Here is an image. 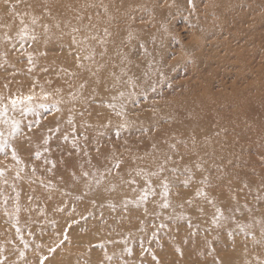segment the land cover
Listing matches in <instances>:
<instances>
[{
	"label": "rangeland",
	"instance_id": "1",
	"mask_svg": "<svg viewBox=\"0 0 264 264\" xmlns=\"http://www.w3.org/2000/svg\"><path fill=\"white\" fill-rule=\"evenodd\" d=\"M194 3L195 11L187 0H60L51 10V0H0V34L8 30L0 35V93L43 91L49 105L60 101L59 111L37 108L39 116L9 113L40 123L24 129L30 139L15 141L23 164L0 153L2 264L45 257L43 264H264V201L256 199L264 195V0ZM33 17L45 31L67 28L73 17L79 31L41 43L31 39ZM9 27H28V35L7 43ZM105 28L124 33L118 49L127 60L112 69L98 43ZM76 33L89 37L87 45L73 43ZM93 50V60L78 67L76 56ZM114 157L123 163L106 173ZM162 163L165 170L150 178L156 195L126 204L145 187L136 169ZM165 177L168 208L161 207ZM204 178L226 217L219 227L215 208L195 196ZM232 217L251 225L247 234Z\"/></svg>",
	"mask_w": 264,
	"mask_h": 264
},
{
	"label": "snow or ice",
	"instance_id": "2",
	"mask_svg": "<svg viewBox=\"0 0 264 264\" xmlns=\"http://www.w3.org/2000/svg\"><path fill=\"white\" fill-rule=\"evenodd\" d=\"M187 3L189 4V6L192 8L193 11H195V3L194 0H187ZM104 11H107V8L104 9ZM89 19H91V17H89ZM31 23L33 25H35L37 23V19L35 17L32 18ZM79 31V29L73 28V32H77ZM104 35L108 36L110 35V33L108 32V29L105 28L104 30ZM21 38L25 37L28 35L27 29L25 27V29H23L20 33ZM31 39L35 40V36L33 35L31 37ZM89 37L85 36L82 40V42L87 45V41H88ZM90 39L92 40H96L97 37L95 35L91 36ZM73 43L76 44L78 43V41L76 40L75 37H73ZM98 43L103 44L105 43L104 40H99ZM81 51H84V49H81ZM95 56V52L93 51H88L86 52L85 55H83V57H81L79 54L76 56V60H77V66L80 68H84V64L81 62L82 60L84 61H92L93 58ZM29 62L31 63V58H29ZM89 71H91V69H88ZM5 88H7V84H5L4 86ZM84 85H81V88H83ZM60 90L57 89V92H59ZM121 96H123V93L120 94ZM49 94L46 92H41V94H39V96L35 93V91H30L29 94L24 95V94H19V95H12V96H4L2 93H0V125L6 126V128H0V153L4 154L5 157L7 158L8 155L10 154V157L13 161H15V163L17 165H21L23 164V161L19 155L18 149L15 145V141L16 140H20V139H30V137H27L25 135V131L24 129L27 128V130L29 132L32 131V129L34 127L39 126V119L33 121V122H29L28 124H24L22 119H17L15 115L10 116L9 113H19V116L21 118L27 116L28 114H33L36 116H39V113L37 112V108L39 109H45V110H51V109H55L56 111H59V103L60 101H56L54 103H52L51 105H49L48 103H46L47 99H48ZM72 98L75 99V95H72ZM118 116L124 117L125 113L124 112H117ZM110 123V122H109ZM120 129H127L128 128V122L127 120H124V122L122 124L119 125ZM58 131V129H57ZM117 135H119V131L117 132ZM65 139H67V137H65ZM43 143L45 145H47L49 143V138H45ZM75 146V145H74ZM153 147L155 148V145H153ZM172 148H175V145L171 146ZM44 151H48V148H45ZM97 151L99 152V149H97ZM42 153L40 151H36L35 152V158L36 159H40ZM115 159V163L113 164L112 168H107L105 169L106 173H111L113 171V169H117L119 170L121 167V164L123 163V161L119 158V157H114ZM171 157H165V161L164 163H167L168 160H170ZM47 163H51L52 167H55V161H46ZM89 163H91V161H89ZM164 163L157 165V170L156 171H146L143 168H137L136 169V175L137 176H142L145 178V187L143 189L140 190V195L137 197L136 200L134 201H126L127 203H134L137 206H140L141 204H146L148 202V198L150 195L155 196L156 195V190L155 188L152 186V182H151V177H158L160 175V173H162L165 168H164ZM197 170H201L202 171V167L200 164H196L195 165ZM23 169L21 168L19 171H22ZM19 171H17V176H19ZM34 171V169H33ZM173 172L177 171L176 169H172ZM186 172H191V169L185 168ZM4 175V169H0V176ZM90 174L89 172H82V176L84 177H88ZM100 177L96 178V182L100 183ZM193 180V176L190 175L188 177H186L183 181L182 184L185 188L189 187L190 184L192 183ZM128 183L130 184H134L135 180H131L128 181ZM201 185H203L202 187H199L196 189L195 191V196L197 198H202L205 201H207L208 204L212 205L215 208V214L213 215L212 218V224L219 227L220 223L222 220L226 219V217L224 216V212L223 210L216 204L215 199L209 197V194L205 191V187L210 186L209 181L207 178H204L203 180L200 181ZM161 187V192H160V196L162 197V204L161 207L163 208H168L171 206V201L169 199L170 196V192H171V185L168 181V179L165 177L160 184ZM248 184L245 183L244 184V188H248ZM260 188L262 190H264V182L261 183ZM133 191H135V189H133ZM232 199H236L235 196H232ZM257 200L260 201H264V195H258L256 197ZM186 203L191 204L192 200L188 199L186 201ZM181 207H183V205H181ZM247 204L244 205V208L247 209ZM19 206L17 205L16 207V212H19ZM146 210V209H145ZM200 211H203V209L201 208ZM235 211H239V208H236ZM250 211V209H249ZM233 222L236 223L237 228H239V230L241 232H245L246 233V229L250 228L251 225H245V224H241L235 221V218L232 217ZM191 226V225H190ZM161 227H164V225H161ZM261 233L264 234V225L261 226ZM20 234V229L17 227V235ZM232 233L229 232V236H231ZM65 239H67V236H65ZM21 240H23V237H21ZM61 243H63V241H61ZM25 247H27V244L25 243ZM39 247V245L37 246ZM102 247V245H101ZM50 251H54V249H50ZM126 251L131 254V249L128 248L126 249ZM177 251H179V249H177ZM21 255H23V253H21ZM155 259V257H153ZM46 259L43 258L41 259V264H43V260ZM106 259L111 260L110 256H107L106 254ZM0 264H2V262H0Z\"/></svg>",
	"mask_w": 264,
	"mask_h": 264
},
{
	"label": "bare ground",
	"instance_id": "3",
	"mask_svg": "<svg viewBox=\"0 0 264 264\" xmlns=\"http://www.w3.org/2000/svg\"><path fill=\"white\" fill-rule=\"evenodd\" d=\"M52 1V3L54 4V6H52L51 7V10H55V9H58L59 8V2H60V0L58 1V0H51ZM33 2H35V0H33ZM107 5V4H106ZM35 7V6H34ZM53 14V13H52ZM51 14V15H52ZM51 21V23H54V24H56V23H58L59 22V20L57 19V18H55V17H50L49 18ZM72 23H73V17H71V22L69 21L68 22V25L69 26H67V28H64V29H60V30H54V31H49V30H47V31H45V28H43V26L41 27V26H38V25H33V26H31V35L33 36H35V40L36 41H39V42H41V43H43V41H44V39H42V37H46L47 35L48 36H53L52 38H54L55 36H57V37H63V38H65V36H67V35H69V33H71L72 32V30H73V28H71V26H72ZM106 23V22H105ZM60 24H61V22H60ZM53 26V25H52ZM9 29V33L8 34H11L10 36H12L11 38H7V43L8 42H10L11 40H13V38L15 39V35H16V33H19V32H21L22 30H23V28H19V27H16V29L15 28H13V27H9L8 28ZM27 30H28V27H27ZM8 32V30H6V31H4V33H7ZM4 33H2V34H0V35H3ZM77 34V35H76ZM76 34H74V36L73 37H75L76 38V40L78 41V43H76L77 45H81L83 42H82V38H80V35L78 34V33H76ZM124 33L121 35L120 33L119 34H114V33H111L110 35H108L107 36V38L106 39H104V41H105V43H103V47H104V49H103V51H105V50H107V52L105 53V56H104V58H105V62L109 65V67L108 68H110V69H112L113 67H115L116 65H118L117 63H119L120 65H122V64H125V62H126V60H127V58L125 57V60L124 61H122V59H121V52L119 51V49H118V44H119V42L121 41V40H123V38H124ZM6 36H9V35H6ZM0 41H1V38H0ZM91 41V40H90ZM107 41V42H106ZM110 42V43H109ZM112 42V43H111ZM91 43V42H90ZM89 43V44H90ZM90 48V47H89ZM227 49V48H226ZM91 50V49H90ZM116 52H117V54H116ZM104 62V63H105ZM239 62V61H238ZM100 63V62H99ZM242 66V65H241ZM261 71V70H260ZM246 91V90H245ZM41 92V91H40ZM39 92V93H40ZM208 96V95H207ZM207 96H206V98H207ZM243 96V95H242ZM204 98V97H203ZM209 98H211L210 96H209ZM248 98V97H247ZM198 99V98H197ZM245 99V98H244ZM207 100H209V99H207ZM245 101V100H244ZM218 106V105H217ZM216 114V113H215ZM177 234V233H176ZM169 235H172V234H169ZM66 241V240H65ZM151 244V243H150ZM237 253H242V250H238L237 251ZM67 261V264L69 263L70 264V261H69V259H67L66 260Z\"/></svg>",
	"mask_w": 264,
	"mask_h": 264
}]
</instances>
